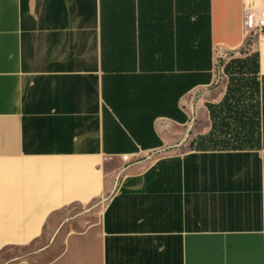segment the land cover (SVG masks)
I'll return each instance as SVG.
<instances>
[{
  "label": "crops",
  "instance_id": "crops-1",
  "mask_svg": "<svg viewBox=\"0 0 264 264\" xmlns=\"http://www.w3.org/2000/svg\"><path fill=\"white\" fill-rule=\"evenodd\" d=\"M261 8L0 0V264H264ZM253 54L259 138L217 145L225 66Z\"/></svg>",
  "mask_w": 264,
  "mask_h": 264
},
{
  "label": "trees",
  "instance_id": "trees-1",
  "mask_svg": "<svg viewBox=\"0 0 264 264\" xmlns=\"http://www.w3.org/2000/svg\"><path fill=\"white\" fill-rule=\"evenodd\" d=\"M251 61V63H249ZM225 71L231 76L230 87L224 99L223 106L226 108L222 126L216 132L213 140L217 145L245 147L252 144L254 138L258 139L260 135L259 126V62L258 54H253L251 58H233L226 66ZM244 72H251V76L247 79L242 77ZM253 88L254 95L256 96V115H257V128L255 131L254 119L251 117L252 101L250 100V89ZM246 89V90H245ZM248 99L247 106H241V102ZM236 135L232 141L233 143L222 142L217 138L220 133H232Z\"/></svg>",
  "mask_w": 264,
  "mask_h": 264
},
{
  "label": "rangeland",
  "instance_id": "rangeland-1",
  "mask_svg": "<svg viewBox=\"0 0 264 264\" xmlns=\"http://www.w3.org/2000/svg\"><path fill=\"white\" fill-rule=\"evenodd\" d=\"M250 100L253 102L252 103V110H251V117L252 119H254V126H255V131H256V128H257V115H256V96L254 95V91H253V88L250 89ZM236 135L234 134V131H232V133H220L219 136H217V138L219 140L217 141H220V143L222 144V142H227L228 140H231V141H228L229 143H233L232 139L235 137ZM234 140V139H233ZM216 142V141H214ZM107 198L108 196L105 195L103 196L101 199L95 201V202H92L91 204H89L87 207V214L90 215V219H94L96 220L97 216L100 214L104 204L106 203L107 201ZM85 208H83L82 206H73V207H68L66 209H63L62 211H60V213L62 214H66L67 216L69 215H73V214H76V213H79L81 211H84Z\"/></svg>",
  "mask_w": 264,
  "mask_h": 264
},
{
  "label": "built area",
  "instance_id": "built-area-1",
  "mask_svg": "<svg viewBox=\"0 0 264 264\" xmlns=\"http://www.w3.org/2000/svg\"><path fill=\"white\" fill-rule=\"evenodd\" d=\"M245 26L248 33H261L264 31V8L257 12L248 10L245 15ZM127 160V156L124 157Z\"/></svg>",
  "mask_w": 264,
  "mask_h": 264
}]
</instances>
